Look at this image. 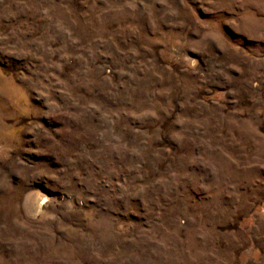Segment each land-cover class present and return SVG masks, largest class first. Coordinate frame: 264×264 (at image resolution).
Wrapping results in <instances>:
<instances>
[{"label":"rangeland","instance_id":"obj_1","mask_svg":"<svg viewBox=\"0 0 264 264\" xmlns=\"http://www.w3.org/2000/svg\"><path fill=\"white\" fill-rule=\"evenodd\" d=\"M0 264H264V0H0Z\"/></svg>","mask_w":264,"mask_h":264},{"label":"bare ground","instance_id":"obj_2","mask_svg":"<svg viewBox=\"0 0 264 264\" xmlns=\"http://www.w3.org/2000/svg\"><path fill=\"white\" fill-rule=\"evenodd\" d=\"M186 57V56H185ZM33 195H35V194H33ZM33 195H30L29 197H28V199H27V202L28 203H31L32 202V199H33Z\"/></svg>","mask_w":264,"mask_h":264}]
</instances>
